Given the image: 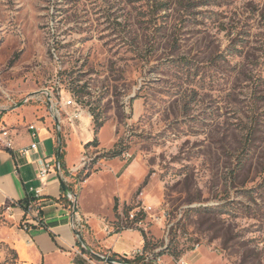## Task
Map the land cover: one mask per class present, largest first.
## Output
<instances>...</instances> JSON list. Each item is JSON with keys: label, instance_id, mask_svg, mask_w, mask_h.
Masks as SVG:
<instances>
[{"label": "rangeland", "instance_id": "374dc122", "mask_svg": "<svg viewBox=\"0 0 264 264\" xmlns=\"http://www.w3.org/2000/svg\"><path fill=\"white\" fill-rule=\"evenodd\" d=\"M46 90L83 117L57 105L59 130ZM33 120L61 136L81 234L103 250L264 264V0H0V136ZM142 206L170 228L114 234ZM14 208L0 264H23Z\"/></svg>", "mask_w": 264, "mask_h": 264}, {"label": "crops", "instance_id": "0c3cea01", "mask_svg": "<svg viewBox=\"0 0 264 264\" xmlns=\"http://www.w3.org/2000/svg\"><path fill=\"white\" fill-rule=\"evenodd\" d=\"M28 125L36 126L39 131L37 138H33L28 131ZM14 133L15 151L0 148V206H15V219L24 223L23 229L15 230L13 238L19 258L23 264H88L86 258L90 253L82 246L73 228V201L65 195L60 184L61 180L68 187L71 183L70 178L66 177L69 165L65 152L62 154L64 167L61 172L53 168L45 179L39 177L42 163H52L54 167L58 164H54L59 150L57 134L52 133L49 124L43 120H33ZM35 142L39 143L37 151L28 155L21 153L22 148ZM49 144L53 146V153L49 151ZM29 197L37 199L34 202L37 211L26 215L19 203ZM93 216L99 220V215ZM81 235L94 252L111 251L119 255L113 248L103 250L99 245L105 247V242H99V237L95 239L90 234ZM136 250L139 249L133 252Z\"/></svg>", "mask_w": 264, "mask_h": 264}, {"label": "built area", "instance_id": "2783aa9c", "mask_svg": "<svg viewBox=\"0 0 264 264\" xmlns=\"http://www.w3.org/2000/svg\"><path fill=\"white\" fill-rule=\"evenodd\" d=\"M49 101L51 113L53 118H58L59 121L62 118V110L58 109V106H64L66 108H74L75 112L73 115L70 116V119L73 121H79L84 115V109L81 107L77 102L74 100L73 96L70 95V100L66 101L64 105L62 103L57 102L56 99L54 100L52 94L49 91H43ZM62 94L59 93V96ZM27 129L29 132L32 133L33 138H37L39 135V131L35 125H28ZM0 148L6 149L9 151H15L14 143L12 136L8 130H3L0 136ZM39 149V143L35 142L29 147L22 148L20 151L24 155H28L33 151H37ZM58 163V161H57ZM58 169V172L62 171V165L59 167L57 164L55 167L52 163H42L39 167V177L40 179H45L52 171V169ZM72 200V199H71ZM74 203V202H73ZM37 211L34 205H31L29 212ZM74 212V208H73ZM74 215V213H73ZM124 222L120 224V227L117 230H114V234L119 233L121 230L131 231L135 229L143 230L148 232L149 223L150 221L152 224H157L163 229H169L170 224L169 222V214L165 210H160L159 212L154 210L153 207L142 206L138 209H132L129 211L127 216H124ZM38 223L40 222L39 218H37ZM83 219L79 216V214L74 215V224L73 228L75 231L80 232L84 228ZM82 256V253H78ZM97 255L90 254L86 260L88 264H162V258L155 253H148L144 250H136L132 252L129 256H120L115 255L111 251L105 253H96ZM180 264H189L186 259H182Z\"/></svg>", "mask_w": 264, "mask_h": 264}, {"label": "water", "instance_id": "95a60500", "mask_svg": "<svg viewBox=\"0 0 264 264\" xmlns=\"http://www.w3.org/2000/svg\"><path fill=\"white\" fill-rule=\"evenodd\" d=\"M43 93H44V92L41 91V92H38V93H36V94H34V95H41V94H43ZM27 101H28V99H27L26 101H24L23 103H21V104L15 106L14 109H18V108L22 107V106L24 105V103L27 102ZM54 119L56 120V122H57V126H58V128H59V130H60V129H61V128H60V121H59L58 118H56V117H54ZM59 139H60V146H59V150H58V165H59V167H61V165H62L63 147H62V142H61V136H60V135H59ZM60 184H61V187H62V189H63L65 195H66L68 198L74 200V212H73L74 215H75V214H78V197H77V195L73 193V191L68 187V185L66 184V182H65L64 180H61V181H60ZM74 215H73V224H74ZM75 233H76V235L78 236V239L80 240L82 246H83V247H84V248H85L90 254L97 255L96 252H94L91 248H89V247L86 245V243H85V241H84V239H83L81 233H80V232H77V231H75ZM97 256H98V255H97Z\"/></svg>", "mask_w": 264, "mask_h": 264}, {"label": "trees", "instance_id": "16d2710c", "mask_svg": "<svg viewBox=\"0 0 264 264\" xmlns=\"http://www.w3.org/2000/svg\"><path fill=\"white\" fill-rule=\"evenodd\" d=\"M103 127L102 123H99V121H95V134L99 133V130ZM98 141L97 139L93 140L92 142H88V144L86 145V147L92 146V145H97ZM118 147V145H115L114 150L106 153L103 157L104 158H116L118 156H121L123 154V150H116V148ZM64 159V155H62V160ZM64 167V163H62V168ZM36 198L34 197H29L28 199L22 201L19 203V207L25 212V214L27 215L29 213V209L31 207V205H34V202H36ZM15 207V206H14ZM144 238H145V250L148 248V241L146 236L143 234Z\"/></svg>", "mask_w": 264, "mask_h": 264}]
</instances>
